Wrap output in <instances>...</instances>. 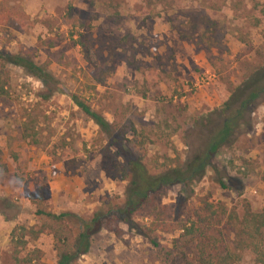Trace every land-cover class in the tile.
Returning a JSON list of instances; mask_svg holds the SVG:
<instances>
[{
	"label": "rangeland",
	"instance_id": "1",
	"mask_svg": "<svg viewBox=\"0 0 264 264\" xmlns=\"http://www.w3.org/2000/svg\"><path fill=\"white\" fill-rule=\"evenodd\" d=\"M0 50H32L48 65L43 83L7 66L0 97V264L39 249L56 264L54 231L37 209L91 219L124 202L120 140L152 174L185 162L219 124L215 111L264 67V0H0ZM79 96L112 125L109 140L73 103ZM210 119V126L201 124ZM213 159L205 177L160 197L191 215L204 203L241 215L264 210V95ZM116 142V143H115ZM221 182L226 189L221 187ZM151 218L96 234L76 264H161L178 233L148 234ZM17 226L26 248L11 243ZM34 233V235L32 234ZM37 235V239L34 237ZM192 255V251L189 252ZM241 264H255L243 254Z\"/></svg>",
	"mask_w": 264,
	"mask_h": 264
},
{
	"label": "trees",
	"instance_id": "2",
	"mask_svg": "<svg viewBox=\"0 0 264 264\" xmlns=\"http://www.w3.org/2000/svg\"><path fill=\"white\" fill-rule=\"evenodd\" d=\"M107 1L111 4L114 0ZM1 5V4H0ZM7 66L18 67L31 77L43 83L52 79L48 65L36 62L32 50L24 49L18 54H9L0 50V97L7 95L3 78L9 79ZM264 95V67L254 71L244 84L235 89L222 108L215 111L220 122L210 129L202 146L185 162L169 168L158 174H152L143 159L133 153L122 140L117 146V154L124 161L121 173L123 181L127 182L124 202L120 206L112 203L108 212H95L91 219H83L71 213L55 215L37 209L36 216H46L56 224H65L69 219H75L76 235L71 239L63 237V233L54 231L56 264H76L89 253L93 237L105 228L124 223L131 225L134 216L142 215L151 218L150 226H145L149 233L161 232L176 234L172 249L163 254V249L157 242L152 245L162 254L161 264H241L243 254L249 252L255 264H264V210L254 212L246 205L241 215L234 210L222 208L220 213L208 202L193 214L183 215L174 206H161L158 201L164 192L174 186L189 187L202 180L214 157L225 147L233 145L236 134L245 120L246 114ZM75 106L96 126L108 139L115 140L112 135V125L106 118L95 112L82 101L79 96L71 97ZM210 119L205 121L203 128L210 126ZM116 143V142H115ZM221 187L226 185L221 182ZM28 231L17 226L11 233V243L16 248L24 249ZM34 235V233H32ZM37 239V235L34 237ZM192 251V255L189 252ZM43 253L35 249L24 259V264H41ZM156 264V260L153 261Z\"/></svg>",
	"mask_w": 264,
	"mask_h": 264
}]
</instances>
